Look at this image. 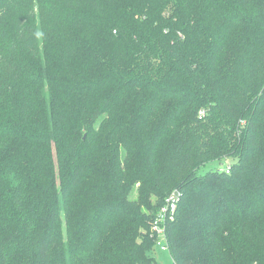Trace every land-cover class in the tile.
<instances>
[{"label": "trees", "instance_id": "1", "mask_svg": "<svg viewBox=\"0 0 264 264\" xmlns=\"http://www.w3.org/2000/svg\"><path fill=\"white\" fill-rule=\"evenodd\" d=\"M173 191L172 264H264V0H0V264H155Z\"/></svg>", "mask_w": 264, "mask_h": 264}, {"label": "rangeland", "instance_id": "2", "mask_svg": "<svg viewBox=\"0 0 264 264\" xmlns=\"http://www.w3.org/2000/svg\"><path fill=\"white\" fill-rule=\"evenodd\" d=\"M225 128L226 124H223L221 128L222 131L225 130ZM96 135L98 140L102 136L107 139L106 131L100 130L96 133ZM102 146L104 147H97L93 153L94 156H98L99 158V163H97L96 165V170L101 175L104 171L103 166L106 164V162H108L110 158L108 151H110L112 148V145L109 143H102ZM231 163L232 160L220 158L219 161H213L212 163L206 164L200 169V173L206 172L208 170L223 171L226 170L228 165H230ZM123 168V177L126 184H128L129 186L127 189L128 198L135 200L141 212H147L151 207L154 206L156 197L152 192H150V190L147 189L144 184L140 183L137 180V176L134 173H131V170L133 168H136L135 162L131 160V163L128 165L124 162ZM100 180L101 182H104L103 178H101ZM153 258L155 260V264H172L170 254L167 251H161L157 246L154 248Z\"/></svg>", "mask_w": 264, "mask_h": 264}, {"label": "built area", "instance_id": "3", "mask_svg": "<svg viewBox=\"0 0 264 264\" xmlns=\"http://www.w3.org/2000/svg\"><path fill=\"white\" fill-rule=\"evenodd\" d=\"M179 197L180 193L177 191H173L167 195L151 224V233L155 241V246L161 251H167L166 227L175 219Z\"/></svg>", "mask_w": 264, "mask_h": 264}]
</instances>
